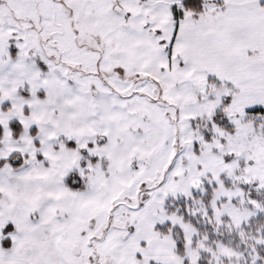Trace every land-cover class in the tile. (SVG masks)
<instances>
[{
	"label": "snow or ice",
	"instance_id": "snow-or-ice-1",
	"mask_svg": "<svg viewBox=\"0 0 264 264\" xmlns=\"http://www.w3.org/2000/svg\"><path fill=\"white\" fill-rule=\"evenodd\" d=\"M0 264H264V0H0Z\"/></svg>",
	"mask_w": 264,
	"mask_h": 264
}]
</instances>
